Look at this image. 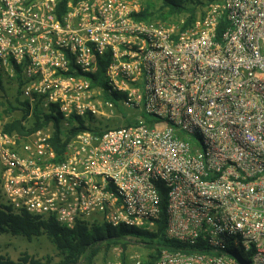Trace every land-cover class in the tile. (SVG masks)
Segmentation results:
<instances>
[{
	"label": "built area",
	"instance_id": "2783aa9c",
	"mask_svg": "<svg viewBox=\"0 0 264 264\" xmlns=\"http://www.w3.org/2000/svg\"><path fill=\"white\" fill-rule=\"evenodd\" d=\"M201 2L183 28L142 0H0V74L21 76L24 125L51 116L25 136L0 117V207L154 232L165 196L188 249L155 264H264V0Z\"/></svg>",
	"mask_w": 264,
	"mask_h": 264
},
{
	"label": "trees",
	"instance_id": "16d2710c",
	"mask_svg": "<svg viewBox=\"0 0 264 264\" xmlns=\"http://www.w3.org/2000/svg\"><path fill=\"white\" fill-rule=\"evenodd\" d=\"M66 1V0H65ZM162 6L157 9L156 4L152 0H148L144 11L137 15L139 19L146 21L163 20L167 21L173 16L187 15L186 23L183 28H186L194 23L197 19L199 8L203 5L201 0H158ZM157 15V17H156ZM107 61H101L97 74L93 78L103 74ZM19 71V70H18ZM92 76V75H91ZM17 81V97L14 103L8 102L9 108L6 112L21 111L22 118L14 119L6 126V130L10 133L17 132L21 136L29 135L48 124L51 116H44L45 121L42 122V115L37 109L34 114V119L24 125L23 121L27 119L28 106L27 102L21 101V86L22 79L19 73L15 78ZM3 80L0 74V89L3 88ZM6 105V104H5ZM27 108V109H26ZM130 123V122H129ZM57 131L52 138V144L59 155H62L66 150V143L63 142L64 133L56 126ZM81 129L73 130V133H78ZM166 199L163 198L162 215L154 232L128 228L124 226L112 227L105 223H98L92 226L86 223H78L74 229H69L60 226L55 220H42L39 217L28 213L14 214L10 210H4L0 207V234H7L13 237H23L29 241L34 238L47 236L54 244L61 259L60 264H93L96 255L99 252L100 245L104 242L111 243L112 241L127 242L128 236L139 239L143 244L151 247L154 252L149 254L143 264H155L160 255L162 247L172 249L187 250L186 245L180 242L169 240L166 236V214H165ZM118 245V243H115ZM124 249H127V244H123ZM127 259V254H123V261ZM0 264H42L41 261L24 254L18 261L0 255Z\"/></svg>",
	"mask_w": 264,
	"mask_h": 264
},
{
	"label": "rangeland",
	"instance_id": "374dc122",
	"mask_svg": "<svg viewBox=\"0 0 264 264\" xmlns=\"http://www.w3.org/2000/svg\"><path fill=\"white\" fill-rule=\"evenodd\" d=\"M144 2V6L147 5L148 0H142ZM154 4H156L157 9L162 6V3L158 0H152ZM201 11V7L199 8L198 14ZM157 17V15H156ZM187 15L181 16H173L167 21H161L162 23L167 24H178L180 25L182 20L186 21ZM3 80V88L0 89V117L8 118L10 121L14 119H21L22 114L20 111L15 112H6L9 108L7 107L8 102L14 103L17 95V81L15 79L9 77L7 74H1ZM6 104V105H5ZM131 116H135L134 110H125ZM54 112V117L58 119V121H62L61 116L58 114L57 110ZM75 125L78 122H74ZM112 125V124H111ZM113 125H117L115 122ZM115 243H118L116 245ZM123 244H127V249L125 250ZM229 248H236L235 242L228 244ZM138 251L142 256L146 259L147 256L154 252L151 247H148L146 244H143L139 239H134L132 242H124V241H112L104 242L100 245L99 252L94 259L93 264H106L109 260L123 259V254H129L130 252ZM242 255L244 256V252ZM24 254H28L29 256L41 261L42 264H60V257L58 251L56 250L54 244L47 236H42L39 238H34L29 241L23 237H13L7 234H0V255L10 258L14 261H18Z\"/></svg>",
	"mask_w": 264,
	"mask_h": 264
},
{
	"label": "crops",
	"instance_id": "0c3cea01",
	"mask_svg": "<svg viewBox=\"0 0 264 264\" xmlns=\"http://www.w3.org/2000/svg\"><path fill=\"white\" fill-rule=\"evenodd\" d=\"M20 113H22V112L20 111Z\"/></svg>",
	"mask_w": 264,
	"mask_h": 264
}]
</instances>
